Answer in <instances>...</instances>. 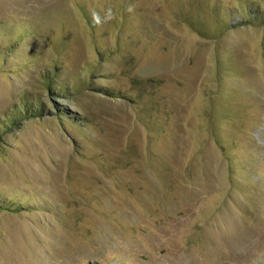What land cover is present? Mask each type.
<instances>
[{
	"label": "rangeland",
	"instance_id": "1",
	"mask_svg": "<svg viewBox=\"0 0 264 264\" xmlns=\"http://www.w3.org/2000/svg\"><path fill=\"white\" fill-rule=\"evenodd\" d=\"M0 264H264V0H0Z\"/></svg>",
	"mask_w": 264,
	"mask_h": 264
}]
</instances>
